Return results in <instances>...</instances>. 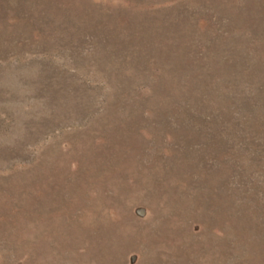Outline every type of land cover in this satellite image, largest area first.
Segmentation results:
<instances>
[{"label":"rangeland","instance_id":"374dc122","mask_svg":"<svg viewBox=\"0 0 264 264\" xmlns=\"http://www.w3.org/2000/svg\"><path fill=\"white\" fill-rule=\"evenodd\" d=\"M0 264H264V0H0Z\"/></svg>","mask_w":264,"mask_h":264}]
</instances>
